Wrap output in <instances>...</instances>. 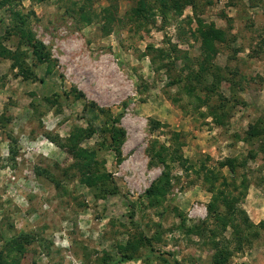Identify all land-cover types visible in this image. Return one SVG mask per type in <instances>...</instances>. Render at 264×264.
Masks as SVG:
<instances>
[{
  "label": "rangeland",
  "instance_id": "374dc122",
  "mask_svg": "<svg viewBox=\"0 0 264 264\" xmlns=\"http://www.w3.org/2000/svg\"><path fill=\"white\" fill-rule=\"evenodd\" d=\"M144 1L0 0V264H264V0Z\"/></svg>",
  "mask_w": 264,
  "mask_h": 264
},
{
  "label": "trees",
  "instance_id": "16d2710c",
  "mask_svg": "<svg viewBox=\"0 0 264 264\" xmlns=\"http://www.w3.org/2000/svg\"><path fill=\"white\" fill-rule=\"evenodd\" d=\"M179 2V1H178ZM178 2H173V8L174 9H178L180 7ZM182 4V6H185L186 4H190V1H186L183 0L180 2ZM144 4L145 1L144 0H140V6L138 9H136L134 12L136 14H139L142 12V10H144ZM110 9H106L104 8L102 11L103 13H101L103 15V21L104 22H108V17L111 18V22H113V12L109 11ZM77 15L80 19V22L83 23L84 26H89L93 23L94 20H96L99 15H97L94 12H90L89 8H87L86 6H81L78 10H77ZM16 18H19V22H21V24H24V21L20 18L19 14H15ZM204 29H201V32ZM213 35H217L215 38V40H221V33L219 31H213L212 32ZM16 34L19 36V39L22 43H25L26 46H28V48L32 49V52L35 56L38 57V61L40 62H47L49 60V53L48 52H44V47L42 46L41 43L37 42L34 40L33 34H31V32H28L24 29V27H17V31ZM220 37V38H219ZM218 38V39H217ZM159 123L155 122V127H158ZM118 131L116 129H113L112 131V135H111V140L113 143H120L118 141L119 136L123 137V133L122 134H118ZM256 134V133H255ZM116 136H118L116 138ZM117 139V140H116ZM116 140V141H115ZM158 152L154 151V148H152V151L155 152L152 155V158L158 159L159 162L163 165L166 166V169L168 168V165L166 164L168 158L165 153V148L163 146H160L158 148ZM73 151V150H72ZM75 152V154L78 156L79 155V151H73ZM116 154L117 157L119 156V151L116 149ZM250 158H253V156L251 155ZM177 160H180V158ZM221 167H225L227 166L229 168V171L231 173H235V165L233 163L232 160L227 159L223 162L220 163ZM210 175L211 180H213L214 182L217 181V176L214 175L213 173L208 174ZM212 176V177H211ZM223 178V177H222ZM169 184H170V174L168 169L165 170L161 176L156 179L154 182H152V184L150 185V187L146 190V197L151 201H158L161 200L168 192L169 190ZM227 181L225 179H223V186L224 187H228ZM243 187H246V184L243 183ZM234 187V186H233ZM215 188L212 187V189L210 190V192L212 193V198L211 201L208 203L207 205V212H208V216L213 218L214 221L220 226V228L222 230H225L227 226H231L232 222L234 220V215H235V208H234V203L236 202V199L234 197H229L230 193H226L228 194V196L225 195V191L223 190H219V188L217 189V191L214 190ZM246 189V188H245ZM128 204L130 206L131 209L134 208V204L130 201H128ZM219 205L224 206V211H221L219 209ZM243 214V223H245L247 225V227L249 228H254L255 225L251 224L249 222V220L244 216ZM133 217V213L130 214V219ZM196 233V232H193ZM197 235L200 234L199 231L198 233H196ZM230 254L226 253V251L221 250V249H216V251L214 252L212 258H211V264H227L228 260H229Z\"/></svg>",
  "mask_w": 264,
  "mask_h": 264
}]
</instances>
